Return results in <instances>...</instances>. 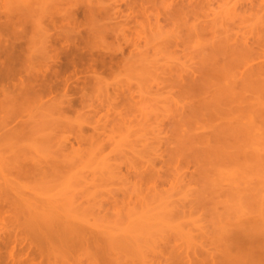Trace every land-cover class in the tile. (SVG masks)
I'll list each match as a JSON object with an SVG mask.
<instances>
[{"label": "rangeland", "instance_id": "obj_1", "mask_svg": "<svg viewBox=\"0 0 264 264\" xmlns=\"http://www.w3.org/2000/svg\"><path fill=\"white\" fill-rule=\"evenodd\" d=\"M49 1L0 0V38L15 40L19 37V34L14 37L15 33L21 35L24 26L25 29L27 27L24 32L31 34V22L37 21L36 18L45 11L41 18L43 25H50L45 24L49 28L41 26L43 30L49 29L51 36L52 31L54 35L61 34L58 28L63 36V32L69 30L66 34L78 38L80 52H84L85 58L88 57L86 62L93 59L95 65L93 67L92 62L91 65L97 75L94 73V78L90 76L92 80L88 78L89 83H85L87 87L85 91L82 90L85 92L84 104L79 102L83 93L80 88L85 87L82 80L91 75L90 68L79 72L82 75L88 71L86 76H80L83 79L79 83L74 80L79 75H72V81H75L72 84L78 85L76 93H69L77 97L76 100L72 97L76 101L73 110L59 113L54 112L52 106L48 107L50 130L57 133L61 143H65L67 136L70 137V141L62 146L71 148L72 144L75 149V153L63 163L66 165L64 173L44 178L42 184L34 183L35 179L29 177L21 178L18 182L33 185L36 197L47 201L49 198L57 200L55 206L59 207L62 215L78 212L81 223L101 236H107L106 242H109L101 243V250L105 254L100 252L97 256L106 264H224L238 260L234 256L237 251L231 252L232 256L228 255V249L218 242L225 235L224 231L229 230L226 234H230V231L240 230L264 215V0H62L60 4L58 2L59 5L52 0L58 6ZM24 4L43 12H35L37 14L31 17L29 8L24 14ZM42 5L48 7L43 8ZM52 7L61 11L56 10L51 16L47 13L54 11ZM94 8L96 11H93ZM98 9L100 14L97 13ZM21 21L23 24L19 23ZM14 23L22 26L15 28ZM79 37L84 38L80 40ZM85 37L87 40H83ZM223 44L225 46L221 51L219 49ZM234 45H238V48ZM239 46H242L241 49ZM210 49L223 56L210 52L216 58L211 59L215 57L212 54V57L208 56L209 60L206 56ZM226 49L230 55H227ZM64 57L61 55L62 61H59L62 64L67 60ZM103 58L104 66L99 63ZM248 59L252 67L248 65ZM247 62L246 68L249 66L248 69L252 70L249 73L245 68V74V69L239 70L242 71L241 79L240 72H235L236 68H243ZM62 64L55 68L62 69ZM73 69H68L66 75ZM212 72L217 75L213 76ZM218 74L221 77H217ZM236 74L239 75L237 78L234 77ZM209 79L213 80L209 83ZM225 79L229 80L228 83ZM194 80L199 89L195 87ZM206 80L212 90L206 88L209 87ZM235 81H238V85ZM243 81L248 83L245 98L243 96L236 101L235 98L247 88V83L244 85ZM72 84V88L75 87ZM187 84L190 85L189 90L192 86L195 91L184 90L183 87L187 89L189 86ZM236 86H240V90L242 87L243 92L238 89L237 92ZM201 90L204 95L201 93V97H196ZM216 91L218 93L215 95L218 96L214 97L213 92ZM202 97L206 98L205 103ZM208 101L209 106L206 105ZM221 102L234 105L231 107L236 111L230 106L225 108ZM217 104L223 105L224 110ZM216 105L219 108L214 109ZM227 109L234 110L231 120L235 119L232 121L236 122V127H233L236 131L233 132H239L237 142L232 147V133L231 138L228 133L229 130L232 132V128L228 129V123L224 121L227 119L231 123ZM43 112L44 109H38L37 115ZM212 112L216 113H213L216 117L221 112L217 121H214V115L211 117ZM225 113L228 118L224 117ZM203 120L206 124L201 125ZM217 124L220 125L212 130V126ZM198 127H202L203 131L200 128L198 131ZM221 127L228 132L222 133ZM205 128L211 131L207 132ZM204 130L208 137L214 138H209L214 146L209 141V145L206 144L208 137ZM194 131L199 133L197 137ZM77 135L81 136V141L84 139L82 143L75 141ZM227 136L230 140H227ZM221 139L228 141L230 146ZM222 143L228 146L225 150L220 148ZM219 149L234 152L233 162L224 161L232 153L227 150L228 155L224 159L222 156L226 152H219ZM40 150L44 153L45 147H40ZM209 152L214 161L207 157ZM217 153L222 154L221 158ZM209 163L213 164L211 168ZM9 229L11 232L14 230ZM5 231L9 232L8 228ZM4 232L1 236L7 242L12 233L6 232V237ZM114 242L116 247L112 249L110 246H114ZM122 244L125 246L122 247ZM108 245L107 249H103ZM105 250H108L107 254ZM83 253L81 257L78 255V262L83 255L86 257L82 260L83 264H88L92 256L87 258L88 254ZM70 258L73 261L72 255Z\"/></svg>", "mask_w": 264, "mask_h": 264}, {"label": "bare ground", "instance_id": "obj_2", "mask_svg": "<svg viewBox=\"0 0 264 264\" xmlns=\"http://www.w3.org/2000/svg\"><path fill=\"white\" fill-rule=\"evenodd\" d=\"M55 1L57 2V4H58V2L60 4V1H62V0H55ZM55 1L50 0L49 2L51 4V3H55ZM63 1H65V0H63ZM46 2H48V1H46ZM24 3H26V2H24ZM43 3L44 2H42V4ZM30 4L33 5V3H31V2H30ZM30 4H24L25 6H24L23 11L26 9L24 11V14H26L28 10H31L32 15L30 14V16L32 17V16H35L37 14V13L35 14V12H39V14L43 12L40 9L37 11L36 8H33L31 6H30L31 8L28 7V5H30ZM48 4L49 3H47L46 5H48ZM39 6H41V4ZM42 7L44 8V7H48V6L42 5ZM55 7H52V8H54V11L51 9L52 14H51V12H49L47 14L52 16L53 13H56L55 11L56 10L58 11L59 9H57V8L55 9ZM94 10H95V8L93 9V11ZM59 11H61V10H59ZM89 12H91L90 9H89ZM66 13L67 12H65V15L67 16L68 13L67 14ZM91 13H93V12H91ZM97 13H99V9L97 10ZM44 14H45V11H44ZM43 15H41V17L39 16V18L37 17L36 18L37 21L32 20L33 22H31V23L33 26L32 27L33 32L32 31L30 32L31 34L33 33L32 36H31V34H28V35H30V36H28L27 32L26 33L24 32L27 29V27L25 29V26H24V30H22L24 33L22 31H20V32H22L21 35L19 32L15 33L14 37H17L16 35L19 34L18 35L19 37L17 39L15 38V40H14V38L12 39L10 37L9 38L6 37L5 39L0 38V174L2 175L0 178V228H1L0 229V264H83L82 260L86 259V257L83 255H82L83 259H81V261L78 262V258L81 257L80 254L83 252H84L83 253L84 255H85V253H86V255L88 254L87 258H89L90 255L92 256V257H90L92 261L90 259H88V260H90L88 262V264H106V263H104L105 262L104 260H103V262L101 260H98L99 258L97 256L100 254V252L104 253V250H101L102 249L101 243L107 244L109 242V241L106 242L108 239L107 236H105V237L101 236L100 233L93 231V230H90L89 227H87L83 223H81L79 221V217H78L79 213L78 212L77 213L71 212V213H67L66 215H62V213L60 211H58L59 207L55 206V203L57 202V200L52 201L49 198L47 201V200L41 199L39 197H36V194H35L36 188L33 185H27L26 186V185H22L21 183L18 182V180L21 178H28L29 177V178L35 179V180H33L34 183H38V182L41 183V182H43L44 178H47L50 176L56 177L57 175L64 173V168H66V165H63V163L66 161V159L70 158L73 155V153H75V149H74V145H72V144H71V148L64 146L67 141H70L69 140L70 137L67 136L66 138L68 140L65 138L66 139L65 143H63V141L61 143V139H59L60 137L57 135V133L50 130L51 129V120H50V117H48L49 116L48 107L52 106L53 111L59 112V113H64V112L66 113L70 109L73 110L72 107H73V105L76 104L75 103L76 101H74V99L76 100L77 97L75 98L73 96V94L70 95L69 93L70 92L76 93V91L78 89V87H77L78 85L72 84L75 82V81H72L73 80L72 75L73 74L75 76L77 74L79 75V76H77V78H74V80L76 79L79 83L80 79L82 78V77L80 78V76H86L87 75L86 72H88V71H86V72L84 71V73L86 75L85 74L81 75L80 73H83V70L85 68L91 69V75L88 74L89 76L85 77V80H82L84 82L83 83L84 85L83 84L82 85L85 86L84 88L82 86H80V87H82V88H80L82 91L87 87L86 86L87 83H89V80L92 77L94 78L93 75H95L97 72L95 69L93 70L92 65H91V62L93 64V59H91V61L87 60V62H86V59L88 57L85 58L83 55L84 52H83V54L80 52V49L78 48L79 46L77 45V42H78L77 39L78 38H76L74 36H72V37H74V38H72L71 35L69 36L66 34V32L69 31L68 28L66 29L68 31H66L64 29V31H66V32H63L64 36L61 35L62 30L60 28H58L59 32L61 33V34L59 33L60 34L59 36L57 34L54 35V33L52 31V34L54 35V36L52 35L53 37L49 34V31H48L49 29L43 30V27H41V26H44L45 24L50 25L49 23H45L43 25V20H42ZM26 16L28 17L29 15H26ZM55 16H57V15H55ZM59 17H61V16H59ZM22 19L24 20V18H22ZM22 21L19 23H22ZM26 22H25V24H26ZM70 22H71V20H70ZM29 23H30V21H29ZM10 25H11V23H10ZM14 25H15V23H14ZM17 25L18 24L15 25V28L17 27ZM19 25H21V24H19ZM48 25H45L44 27L49 28V27H47ZM68 26H70V25H68ZM20 27L17 29H20ZM9 28L10 27H8V29ZM53 28H55V27H53ZM56 33H57V31H56ZM79 33H80V30H79ZM55 36L58 37L57 40H56ZM79 38L81 40L84 37H82V38L79 37ZM83 40H87L86 37ZM58 42L61 43L60 46L58 45ZM228 42H231V40ZM85 44H87V41L85 42ZM56 45H58L59 47H57ZM241 45H243V44H241ZM224 46L225 45L223 44V46H221L219 50H221L222 48L224 49ZM234 46H237V48H238V45H234ZM241 47H240V49H241ZM249 48H250V46H249ZM251 49L252 48H250V50ZM216 50L217 49H215V51ZM233 50H235V49H233ZM83 51H84V49H83ZM221 51H223V50H221ZM226 51H227V49H226ZM229 51L231 52L230 49H229ZM238 51H237V54H238ZM210 52H213V51L210 49V51L206 57H208L210 55ZM235 52H234V54H235ZM213 53H216V52H213ZM213 53H211V55ZM222 53L226 56L225 52H222ZM228 53H227V55H230V53L229 54ZM250 53H251V51H250ZM231 54L234 55L233 53H231ZM237 54H235V56ZM239 54H240V52H239ZM61 55H65L64 58L67 59L66 62L64 61L65 62L64 64H62V62H59V61H62V60H60ZM211 55H210V57H212ZM217 55H219V53L218 54L216 53V56ZM213 56H215V54H213ZM216 56L214 58H211V59H215ZM222 56L223 55L221 54L220 57H222ZM235 56H233V58ZM226 58H228V57L226 56ZM208 59H209V57H208ZM230 60L231 59H229V61ZM221 61H223V60H221ZM205 62H207V61H205ZM99 63H101L102 66H104L105 65V59L103 58L102 60L99 61ZM222 63L224 64V62H222ZM228 63H226V64H228ZM61 64L63 65L62 69L58 70L57 68H55L56 66L61 65ZM97 64H98V62H97ZM215 64H217L216 67H218V63L216 62ZM219 64L222 65L220 62H219ZM234 64H235V60H234ZM247 64H248V62L243 65L244 66L243 68H241V67L239 69L236 68L238 71L236 70L235 72L237 73V72H240L239 70L245 69L246 68L245 65H247ZM250 64H252L251 61L248 65H250ZM253 64H256V63H253ZM94 65L95 64H93V67H94ZM207 65H209V62ZM220 65H219V67H220ZM79 66H80V69H79ZM230 66H231V64H230ZM230 66H228V67L230 68ZM250 66L252 67V65H250ZM72 67L74 68L73 71L71 72L72 74L69 72L70 74L66 75V72L68 71V69H71ZM201 67H203V65ZM248 68H249V66H248ZM248 68H246V69H248ZM259 68H261V67H259ZM208 69H209V67H208ZM223 69H225V68L223 67ZM246 69H245V71L242 70L244 72L243 74H245L247 72ZM249 70L250 69H248V72H249ZM251 70H252V68H251ZM204 71H207V70H204ZM223 71H221V72H223ZM242 71L239 73V74H241V79L243 78L242 77ZM213 72H212V74L214 76L215 72L214 73ZM226 72L228 73V71H226ZM192 73H194V71ZM196 73H197V71H196ZM216 73H218L217 69H216ZM229 73H231V72L229 71ZM198 74H199V72H198ZM206 74H207V72H206ZM232 74H234V73H232ZM90 76H91V78H90ZM200 76L202 77V75H200ZM203 76H206V75L203 74ZM236 76H239V75L236 74L234 77H236ZM217 77H221V75L218 74ZM88 78H90V79H88ZM195 78H197V77H195ZM227 78H229V76ZM14 79H15V81H14ZM199 79L197 78V80H199ZM217 79L219 81V78H217ZM16 80H17V82H16ZM202 80H203V78H202ZM243 80H245V78ZM248 80L249 79L247 78L246 81H248ZM200 81H201V79L199 80V82ZM211 81L209 79V83ZM228 81L229 80H226L225 82L228 83ZM238 81H235L234 83H237V85H238ZM203 82L204 81H202V83ZM206 82L209 85V87H206V88L211 89L210 84L208 83V80H206ZM240 82H239V84H240ZM85 83H86V85H85ZM193 83L195 85V83H196L195 80ZM193 83H192V85H193ZM243 83L245 85L247 82L245 83L243 81ZM243 83H241V84H243ZM71 84L73 86H75V87H73L74 89L72 88ZM189 84H191V83H189ZM189 84H187V85H189ZM215 85H216V82H215ZM232 85H233V83H232ZM201 86L203 87V85H201ZM205 86H207V85H205ZM240 86H236L237 87L236 90L238 88H240ZM189 87H190V85L187 87V89L185 87H183V89L188 90V92L191 89H192V91L194 90V88L192 86L189 90L188 89ZM195 87L199 89V87L197 85H195ZM213 87L214 86H212V88ZM246 87L247 88L243 87L245 89L244 92H243L242 87H241V90L238 89L241 92H243V94H241L242 95L241 96L239 93H237V94H239L240 97L238 96V98H235V99H237L236 101L241 100L242 97L244 95H246V92L248 89V83L246 84ZM226 88L228 89V87H226ZM215 89L216 88H214L213 90H215ZM230 90H231V88H230ZM238 90H237V92H238ZM202 91L203 90H201L200 93L198 92L196 97L202 95L203 94ZM221 91H220V93H221ZM224 91H225V88H224ZM217 93H218V91H216V93L213 92L214 97L218 96V95H215ZM84 94H85V92H83L79 97L80 98L79 102L81 104H84V102H85V100H84L85 95ZM188 94H190V93H188ZM237 94H234V96L235 95L237 96ZM213 95H211L210 97L212 98ZM227 95L230 96L229 93ZM58 96H59V98H58ZM186 96H187V94H186ZM72 97H74V99ZM226 97H228V96H226ZM220 98H222V96ZM243 98H245V96ZM202 99H203L204 103H205V101H207L206 98L202 97ZM225 99H227V98H225ZM235 99H234V97H232L233 101ZM211 100H214V99H211ZM230 102H231V100H230ZM234 102H233V104H234ZM199 103H200V101H199ZM208 103H209V101L206 104L207 106H209ZM219 103H220V101H219ZM222 103H224V102H221V104ZM228 103H229V101H228ZM211 104H212V102H211ZM217 105L220 106L219 104H217ZM217 105L214 106V109L218 107ZM222 106L223 105H221V107ZM227 106L229 107L230 105H226L224 103V107L227 108ZM231 106L233 107L234 105L231 104ZM224 107H222L223 110H224ZM232 107H231V109H234ZM242 107H243V105L240 108H242ZM205 108H207V107H205ZM208 108H211V107H208ZM38 109H44V112L42 114L37 115ZM203 109L204 108H202V110ZM228 109H227L228 112L227 111L226 112L230 113V114H227V116L230 115L228 117H230L229 119L231 120V117H233L231 112H233L236 108L233 111L232 110L230 111ZM246 109H248V108H246ZM216 111L217 110H215V112ZM241 111H242V109H241ZM215 112H212L211 117L214 115L213 113H215ZM220 113L217 115V117L215 116L216 115V113H215V115L213 117V119L215 118L214 121L218 120ZM248 113H250V112H248ZM194 115H197V114H194ZM243 115H245V113H243ZM206 116H208V115H206ZM222 116L220 119H222ZM198 117H200V116H198ZM224 117H226V113H225ZM228 117H226V118H228ZM244 118H246V116ZM207 120H208V118H206V121ZM223 120H221L222 121L221 125L224 124V121H226L225 123H228V124L230 122V121L228 122L227 119H225L224 121ZM232 120L235 121L234 118ZM232 120H231V123L234 122ZM206 121L203 120V122H202L203 124H201V125H204V123L206 124ZM211 122H213V121H211ZM207 124H208V121H207ZM210 124H212V123H210ZM228 124H227V127H228V129L232 128L231 129L232 132H230V130H229V132L226 131V129H227L226 126H225L226 129L225 128L223 129V127H224V125H223V127H221L223 129L222 133H224V131H225V133L228 132L229 137L232 133L231 137L233 139L230 137L231 138V140H230V138L227 136L228 139L226 137L225 138L227 140H230L231 144L228 141H226L225 139L224 140L221 139L222 140L221 142L226 141L225 143L228 142V146L231 145V147H232L233 146L232 144L235 145L236 144L235 142H237L239 132H237V134H234L236 132H233V131H236V129L233 128V127H236V125H235L236 122H234V124H231V125L229 124L230 126ZM219 125L220 124H217L215 126L213 125L212 130L214 129V127L219 126ZM202 127L204 128V126H202ZM202 127L201 128L198 127L197 130L200 128V130L202 129V131H203ZM205 129H207V128H205ZM200 130H198V131H200ZM208 130H209V128L207 129V132H208ZM195 131H194V133H195ZM209 131H211V130H209ZM198 134L199 133H197L195 136L197 137ZM204 134H206V131L204 132ZM204 134H203V136L202 135L201 136L204 137ZM217 134H218V132H217ZM222 135H224V134H222ZM225 135H227V134H225ZM206 136H207V134H206ZM215 136H216V134H215ZM217 136H219V134ZM207 137H206V140H207ZM236 137H237V139H236ZM80 138H81V136L79 135V137H78V135H77L75 137V141L77 140L79 143H82L84 141V139H83V141H81ZM199 138H201V137H199ZM209 138H212V137H210V136L208 137L206 144H208L210 142ZM212 139L214 140V138H212ZM217 139H220V137L216 138V140ZM202 140L203 139H201V141ZM216 140H215V142H216ZM198 141H197V143H198ZM204 141H205V139H204ZM221 142L219 141V143H221ZM70 143H72V142H70ZM225 143L224 144L222 143L223 145L221 144V146H220V148L222 147L223 150H225V148L228 147V146H226V147L224 146V145H227ZM62 144H64V145L62 146ZM209 144H212V143L210 142ZM216 144H218V143L216 142ZM31 145L33 146V148H31L32 147ZM205 145H204V148H205ZM42 146L45 147V150L43 151L44 153H42V150H40V147H42ZM211 146H214V144H212ZM209 148H210V146L208 147V149ZM213 148L215 149V147H213ZM218 148L219 147H217V149ZM205 150H207V149H205ZM223 150L219 149V152L223 151ZM227 150L223 151V152H226L225 155H223V156H222V154H220V155L218 153L217 154L219 155L220 158H221V156H222V158H224V157L229 158L230 155H228V153H232L231 154L232 156H230V158H232V159H230V158L229 159L224 158L225 160L222 159L224 161L228 160L229 163H232L233 160L235 159L234 158L235 153L232 151L230 152V150H232V148L230 150H228V153H227ZM217 151L218 150H216V152ZM205 152L207 153V151H205ZM213 152L214 151H212V153ZM210 153L211 152H209V154H207L208 155L207 157L208 158L210 157L209 160L211 158H213L210 156L211 155ZM214 154H215V152H214ZM212 156H214V155H212ZM215 158H218V157H215ZM211 160H213V159H211ZM209 164H208V166H209ZM211 165L213 166V164H210V166H209L210 168L212 167ZM217 166H219V165H217ZM214 167H216V166H214ZM214 167H213V169H214ZM36 176L38 177L37 179H36ZM25 189H27L29 191H27V190L25 191ZM32 193H34L35 196ZM57 199H59V198H57ZM61 206H63V204H61ZM72 206H74V205L72 204ZM66 207L71 208V206L70 207L65 206V208ZM73 208H76V206ZM84 221L86 222L85 219H84ZM88 225H90V224H88ZM90 226H92V225H90ZM9 227L11 229L13 228L14 230L13 229L12 230L14 232L13 231L11 232ZM7 228L9 230V232H11L13 234V237H12V234L10 233L11 237H9L8 238L9 240H7V242H6L4 240L5 238H3L1 235L3 234L5 229H7ZM253 229H255V230H253ZM252 230H253V232H252ZM21 231H23V232H21ZM226 231L229 232V230H226ZM226 231H224L225 232V235L223 236L224 238L222 237L223 241L224 240L225 241L223 242L221 239V242H218V243H221V244L223 243L222 245H224V247H226L228 249L227 251H229V252H227V253H229L228 255L232 256L231 252L237 251L234 256L236 258H238V260H236V259L233 260L234 258L232 257L233 261H226V263L224 262V264H264V215H262L259 218V220H256L253 223H249L248 225H246L244 228H241L240 230H232V231H230L231 232L230 234H228V233L226 234ZM6 232H8V231L4 232L6 234L5 236L7 237L8 236L7 234L9 232L8 233H6ZM141 233H140V235H141ZM140 235L138 237H140ZM221 235H222V233H221ZM136 238H137V236L135 237V241H136ZM115 242H114V246H110L112 249L114 247H116ZM109 244L112 245L111 242ZM221 244H218V245H221ZM119 246L120 245H118V247ZM124 246L125 245H123L122 247H124ZM215 246H216V243H215ZM104 247H105V249H107L109 247V245L103 246V249H104ZM114 250H112V251H114ZM107 251H106V254L108 253ZM79 252H81V253H79ZM227 253H225V254H227ZM68 255H69V257H68ZM71 255L73 256L74 259H75V257H77V258L75 260L73 259V261H72V258H70ZM78 255L80 257H78ZM118 258H117V260H119ZM114 260H115V258H114ZM120 260H121V258H120ZM227 260H231V259H227ZM111 263L107 262V264H111ZM113 264H114V262H113ZM214 264H222V262H220V263L216 262Z\"/></svg>", "mask_w": 264, "mask_h": 264}]
</instances>
